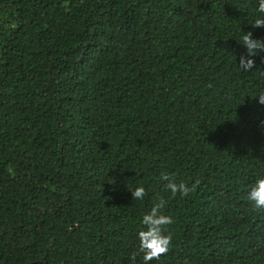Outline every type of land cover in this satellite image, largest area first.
<instances>
[{
	"label": "trees",
	"instance_id": "1",
	"mask_svg": "<svg viewBox=\"0 0 264 264\" xmlns=\"http://www.w3.org/2000/svg\"><path fill=\"white\" fill-rule=\"evenodd\" d=\"M258 0H0V264H264ZM254 60L250 71L240 58ZM162 172L196 191L173 196ZM143 186L147 195L133 199Z\"/></svg>",
	"mask_w": 264,
	"mask_h": 264
},
{
	"label": "clouds",
	"instance_id": "2",
	"mask_svg": "<svg viewBox=\"0 0 264 264\" xmlns=\"http://www.w3.org/2000/svg\"><path fill=\"white\" fill-rule=\"evenodd\" d=\"M257 12L261 14L252 24L254 28L264 27V0H258ZM242 45L246 48L247 57H254L260 52H264V40L253 39L252 32H248L241 37ZM242 56L240 58L239 67L243 71H250L254 67V60ZM259 103L264 105V94L258 97ZM264 123V122H262ZM163 183V190L170 191L173 196L180 194L181 197H186L190 193L196 191L199 181L192 184L191 187L185 182L177 183L172 175L167 172H162L157 178ZM133 199L143 200L147 195L143 186H138L134 190H130ZM246 199L252 202L255 209H264V178L258 179L250 188ZM166 201L163 197L159 198L154 204L150 212L142 218L144 230L138 232L139 249L133 253L131 259L133 262L136 256L143 254L144 264L152 260L159 261L162 256H165L172 247V233L165 229L168 225L174 223L173 219L162 214L161 210L166 206Z\"/></svg>",
	"mask_w": 264,
	"mask_h": 264
}]
</instances>
